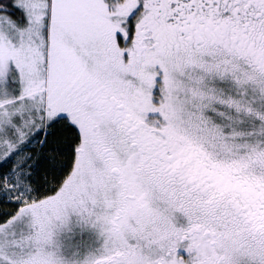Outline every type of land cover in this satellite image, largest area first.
I'll list each match as a JSON object with an SVG mask.
<instances>
[{
    "label": "snow or ice",
    "instance_id": "1",
    "mask_svg": "<svg viewBox=\"0 0 264 264\" xmlns=\"http://www.w3.org/2000/svg\"><path fill=\"white\" fill-rule=\"evenodd\" d=\"M0 264H264V0H0Z\"/></svg>",
    "mask_w": 264,
    "mask_h": 264
}]
</instances>
